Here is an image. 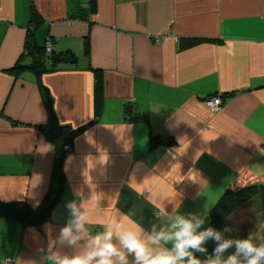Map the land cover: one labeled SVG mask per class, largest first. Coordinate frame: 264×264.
I'll list each match as a JSON object with an SVG mask.
<instances>
[{"label":"crops","instance_id":"crops-1","mask_svg":"<svg viewBox=\"0 0 264 264\" xmlns=\"http://www.w3.org/2000/svg\"><path fill=\"white\" fill-rule=\"evenodd\" d=\"M90 1L0 0V200L35 209L55 181L41 86L55 123L86 125L62 157L46 220L0 217V264H44L38 249L72 199L90 239L117 210L150 232L173 204L206 215L226 189L264 187V0H94V11ZM28 40L75 59L36 70ZM217 95L214 111L205 100ZM127 107L144 120H128ZM262 232L264 217L251 231Z\"/></svg>","mask_w":264,"mask_h":264},{"label":"clouds","instance_id":"clouds-1","mask_svg":"<svg viewBox=\"0 0 264 264\" xmlns=\"http://www.w3.org/2000/svg\"><path fill=\"white\" fill-rule=\"evenodd\" d=\"M82 209V199L65 202L66 222L38 249L44 264H264V232L234 236L232 227L206 226L207 216L185 213L176 204L156 211L161 223L150 232L117 210L90 239Z\"/></svg>","mask_w":264,"mask_h":264},{"label":"trees","instance_id":"trees-1","mask_svg":"<svg viewBox=\"0 0 264 264\" xmlns=\"http://www.w3.org/2000/svg\"><path fill=\"white\" fill-rule=\"evenodd\" d=\"M90 9L95 10L94 0L90 1ZM31 15L35 16L32 9ZM26 53L32 58L31 67L34 69L46 68L45 58H48V66L54 68L60 62L74 60V56L67 57L63 53L51 52L46 54L45 46L39 47L33 40H28L25 47ZM41 94L48 111V124L46 135L54 144L57 157L53 168L54 183L45 195L43 201L37 208H30L24 201H2L0 200V217H9L21 222L23 225H38L46 220L50 207L57 198L60 190V163L67 147H70L72 140L85 126L72 128L68 125L55 123L52 108V98L49 90L41 86ZM219 96V95H217ZM220 97V96H219ZM222 99V98H221ZM223 101V100H222ZM103 105V83L102 75L99 70H95L93 83V117L100 115ZM126 118L130 121L144 120L143 116H135L130 107L126 108ZM151 144L160 142L158 137H150ZM162 142V141H161ZM208 225L217 229H222L225 225L232 227L239 235L247 236L253 227L264 217V187L249 186L244 189L233 191L226 189L208 210ZM212 244L209 242V251Z\"/></svg>","mask_w":264,"mask_h":264},{"label":"built area","instance_id":"built-area-1","mask_svg":"<svg viewBox=\"0 0 264 264\" xmlns=\"http://www.w3.org/2000/svg\"><path fill=\"white\" fill-rule=\"evenodd\" d=\"M50 43H46L45 52L47 54L51 53ZM205 104L214 111H217L222 106V99L219 96H213L205 100ZM12 259H7L6 264H11Z\"/></svg>","mask_w":264,"mask_h":264}]
</instances>
